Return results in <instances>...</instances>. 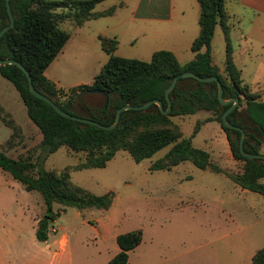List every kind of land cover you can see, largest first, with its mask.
<instances>
[{"label":"rangeland","instance_id":"obj_1","mask_svg":"<svg viewBox=\"0 0 264 264\" xmlns=\"http://www.w3.org/2000/svg\"><path fill=\"white\" fill-rule=\"evenodd\" d=\"M121 1L127 5L117 8L112 16L87 20L81 25L71 20L59 24L69 38L44 74L65 90L62 101L66 100L68 89L77 83H91L107 61L100 35L117 38L115 55L140 60H149L152 48L171 39L173 33L168 27L166 31H143L136 27L130 6L133 0H102L94 10L101 11ZM197 20L198 13L192 17L191 9L187 10L186 26L198 30ZM224 47L218 24L211 41V55L221 71ZM179 58L187 62L193 53L189 50ZM253 62L245 61L241 78L252 92L259 91L260 99L264 100V55L254 56ZM237 66H241L239 61ZM80 91H77L79 105L72 109L76 114L87 116L86 105H102V95ZM0 104L21 128L15 137L16 146L7 151L8 155L15 158L31 155L42 168L57 171L84 161V152H73L66 146L41 158V134L27 116L12 83L2 76ZM211 117H214L212 112L200 110L174 116L172 120L180 126L183 138L190 139L194 147L208 151L213 163L227 173L241 172L243 162L232 156L220 123L207 121ZM197 122L199 129L193 134ZM11 134V128L0 119V146ZM261 140L259 152L264 154V137ZM170 146L139 162L127 151L118 150L105 167L71 169L72 182L98 195L114 193L112 204L107 210L84 209L80 215L75 208L66 207L50 226L72 238L77 232L92 254L97 244L100 245L99 237L94 235L95 220H100L98 226L107 225L108 238L115 233L140 230L141 245L132 249L130 264H252V255L264 246V196L242 189L222 172L201 169L188 161L168 170H150L151 163L161 158ZM261 181L264 183V178ZM58 207L54 204L53 210ZM44 212L45 205L37 191H26L19 181L0 169V264H10L9 246H23L35 238L34 219H40Z\"/></svg>","mask_w":264,"mask_h":264},{"label":"trees","instance_id":"obj_2","mask_svg":"<svg viewBox=\"0 0 264 264\" xmlns=\"http://www.w3.org/2000/svg\"><path fill=\"white\" fill-rule=\"evenodd\" d=\"M100 1L9 0L14 24L0 37V58L20 62L29 72L35 89L70 114L78 115L72 110L79 105L78 90L99 89L105 92L107 102L104 97L100 107L86 105L88 115L84 117L106 125L113 123L116 110L125 104L140 105L159 99L167 108L164 90L172 78L182 72L191 71L201 77L217 76L223 88V97L238 99V105L227 115V119L245 131L244 150L260 153L261 137H264V100L259 99V95L242 82L240 71L233 61L224 0H197L200 6L199 30L190 46L194 56L184 63L165 49L154 51L149 60L117 56L114 54L117 38L100 35L101 48L108 54L107 61L90 84L71 87L66 100L62 101L60 98L65 90L57 87L44 74L69 38L68 32L59 24L71 20L81 25L87 20L112 15L123 5L121 1L107 9L94 10ZM8 23L5 0H0V29ZM218 24L225 42L222 72L211 55V41ZM0 76L12 83L26 107L27 116L39 130L42 159L61 146L73 152L85 153L83 162L60 171L42 168L31 155L17 158L8 155L7 151L16 146L15 137L21 128L0 104V119L12 130L10 138L0 146V169L19 181L26 191H37L41 195L45 212L35 230V238L39 242L47 240L49 223L66 207L82 211L89 208L107 210L111 206L114 193L108 191L98 195L85 189L72 182L70 170L105 167L118 150L127 151L134 161L139 162L171 145L161 158L151 163L150 170H168L188 161L201 169L222 172L242 189L264 196V183L261 181L264 178V162L244 157L238 147L241 132L223 126L221 115L231 103L221 105L211 95L210 86L216 85L215 81L201 82L192 77H180L170 91L171 111L166 114L159 110L154 112V104L144 110L127 109L121 112L115 128L103 130L66 118L46 101L33 95L25 73L16 65L0 64ZM200 110L213 113L214 117L207 121L220 123L232 156L243 162L241 172H225L211 161L208 151L194 147L190 139L182 137V130L172 117L194 114ZM199 123L195 124L193 134L197 133ZM54 204L59 205L56 210H53ZM141 240L140 230L118 234L116 243L119 251L106 264H127L129 251L138 246ZM251 260L252 264H264V246L256 250Z\"/></svg>","mask_w":264,"mask_h":264},{"label":"crops","instance_id":"obj_3","mask_svg":"<svg viewBox=\"0 0 264 264\" xmlns=\"http://www.w3.org/2000/svg\"><path fill=\"white\" fill-rule=\"evenodd\" d=\"M122 2L121 7L127 5L124 1ZM130 6L133 14L132 21L136 23V27H139V29L143 31H147V29L166 31L168 27L167 30L173 33V38L171 37L170 40L165 41L162 46L152 48L151 55L156 50L165 49L171 51L179 62L184 63L179 55L181 53L187 55L199 30V26L198 30L195 29V26H186V12L191 9L192 17L195 12L198 13L199 17L200 6L197 0H133ZM224 8L228 15L233 61L240 71L241 78L243 71L246 69L245 61L248 59L253 62L254 56L261 55L263 57L264 55V0H224ZM181 56L183 57V55ZM238 61L241 63L240 67L237 66ZM80 84L84 83H77L75 86ZM254 93H257L260 99L259 91ZM82 211L77 210V214L80 215ZM38 220L39 218L34 219L35 230ZM99 221V219L95 220L94 235L99 237L100 245L97 244V249L93 254L88 249V244L78 236L77 232L74 233L75 239L67 232L58 231L50 226L51 222H55L54 219L49 223L46 241L39 242L36 238H33L26 241L23 246H9L7 252L10 255V264H106L119 251L116 236L120 233H115L108 238L107 225L101 223L98 226ZM140 245L141 243L137 247ZM132 252L133 250L129 252L127 264H130L129 259ZM137 264L157 263L139 262Z\"/></svg>","mask_w":264,"mask_h":264},{"label":"water","instance_id":"obj_4","mask_svg":"<svg viewBox=\"0 0 264 264\" xmlns=\"http://www.w3.org/2000/svg\"><path fill=\"white\" fill-rule=\"evenodd\" d=\"M5 3H6V10H7L8 18H9V23L6 26H4L2 29H0V37L6 31H8L14 24V16H13L12 11H11L9 0H5ZM5 63L6 64H14L17 67H19L25 73V75L27 77L28 88H29L30 92L33 95H35L36 97L46 101L60 115L66 117V118L72 119V120L92 124V125L100 128V129H103V130H111V129L115 128L117 126V124L119 123L121 112L124 110H127V109L144 110V109H147L150 105L154 104L155 106L152 108V111H154V112L159 110L161 113L166 114L169 111H171L172 104H171L170 91L175 87V85H176V83L180 77H192V78H194L198 81H201V82L215 81L216 85L210 86L211 95L216 97L221 105H226V104L231 103L230 106L221 115V120H222L223 126L227 127V128L237 129L241 132V136H240V139L238 141V147H239L240 153L244 157H247L250 159H260L264 162V154H262V153H249V152H246L244 150L243 141L245 139V131L241 127L235 126L228 121L227 115L236 107V105L238 104V99H236V98L225 99L223 97V88H222L221 82L219 81L217 76L201 77V76H199V75H197L191 71L182 72L181 74L173 77L172 80L170 81L169 85L164 90V96H165V100L167 102V108L163 107V104H162L161 100H159V99H152V100H149V101L142 103L140 105L125 104L116 110V112L114 114L113 123L106 125V124L100 123L99 121L91 119L89 117L70 114V113L62 110L58 105H56L54 103V101L52 99H50L49 97H47L46 95L40 93L39 91H37L35 89L29 72L24 68V66L20 62L14 60V59H9V58L1 59L0 58V64H5ZM88 91L89 92H95V93H101L102 95H104V97L106 98V102H107V94L105 92H103L99 89H89ZM80 92L82 93V91H80ZM78 96H79V93L77 94V97Z\"/></svg>","mask_w":264,"mask_h":264},{"label":"flooded vegetation","instance_id":"obj_5","mask_svg":"<svg viewBox=\"0 0 264 264\" xmlns=\"http://www.w3.org/2000/svg\"><path fill=\"white\" fill-rule=\"evenodd\" d=\"M89 89H82L81 91H82V93L84 94V93H95V92H89L88 91ZM96 94H100V95H102L101 93H96ZM103 97H104V95H102ZM103 100H104V98H103ZM101 106V105H100ZM99 106V107H100Z\"/></svg>","mask_w":264,"mask_h":264}]
</instances>
